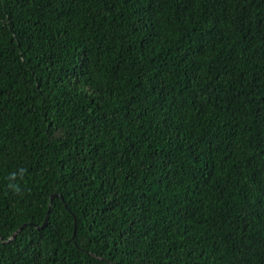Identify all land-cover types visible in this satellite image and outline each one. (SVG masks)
I'll return each mask as SVG.
<instances>
[{"label": "trees", "instance_id": "1", "mask_svg": "<svg viewBox=\"0 0 264 264\" xmlns=\"http://www.w3.org/2000/svg\"><path fill=\"white\" fill-rule=\"evenodd\" d=\"M0 264H264V0H0Z\"/></svg>", "mask_w": 264, "mask_h": 264}, {"label": "clouds", "instance_id": "2", "mask_svg": "<svg viewBox=\"0 0 264 264\" xmlns=\"http://www.w3.org/2000/svg\"><path fill=\"white\" fill-rule=\"evenodd\" d=\"M27 174L26 168H19L13 172L8 174V184L7 189L14 195H22L23 188L21 186L20 181Z\"/></svg>", "mask_w": 264, "mask_h": 264}, {"label": "water", "instance_id": "3", "mask_svg": "<svg viewBox=\"0 0 264 264\" xmlns=\"http://www.w3.org/2000/svg\"><path fill=\"white\" fill-rule=\"evenodd\" d=\"M50 212V211H49ZM49 212H48V214H47V216H46V219H45V221H44V223H43V226L47 223V220H48V217H49Z\"/></svg>", "mask_w": 264, "mask_h": 264}]
</instances>
